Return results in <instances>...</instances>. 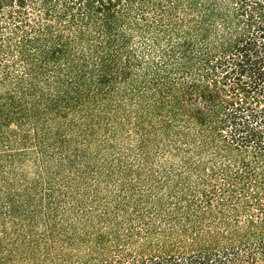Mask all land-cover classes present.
I'll return each instance as SVG.
<instances>
[{
    "label": "trees",
    "instance_id": "trees-1",
    "mask_svg": "<svg viewBox=\"0 0 264 264\" xmlns=\"http://www.w3.org/2000/svg\"><path fill=\"white\" fill-rule=\"evenodd\" d=\"M0 264H264V0H0Z\"/></svg>",
    "mask_w": 264,
    "mask_h": 264
}]
</instances>
